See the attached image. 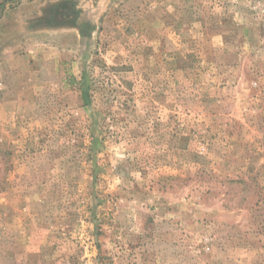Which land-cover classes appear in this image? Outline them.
I'll return each mask as SVG.
<instances>
[{
    "label": "rangeland",
    "instance_id": "obj_1",
    "mask_svg": "<svg viewBox=\"0 0 264 264\" xmlns=\"http://www.w3.org/2000/svg\"><path fill=\"white\" fill-rule=\"evenodd\" d=\"M0 264H264V0H0Z\"/></svg>",
    "mask_w": 264,
    "mask_h": 264
}]
</instances>
